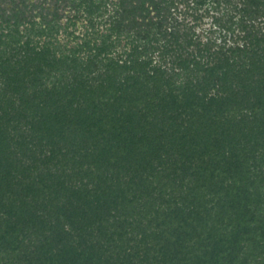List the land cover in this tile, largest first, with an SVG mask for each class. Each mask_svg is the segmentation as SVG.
I'll use <instances>...</instances> for the list:
<instances>
[{
	"label": "trees",
	"instance_id": "obj_1",
	"mask_svg": "<svg viewBox=\"0 0 264 264\" xmlns=\"http://www.w3.org/2000/svg\"><path fill=\"white\" fill-rule=\"evenodd\" d=\"M156 1L0 14V264H264V0L206 40Z\"/></svg>",
	"mask_w": 264,
	"mask_h": 264
},
{
	"label": "rangeland",
	"instance_id": "obj_2",
	"mask_svg": "<svg viewBox=\"0 0 264 264\" xmlns=\"http://www.w3.org/2000/svg\"><path fill=\"white\" fill-rule=\"evenodd\" d=\"M219 1L218 5L209 3V5L201 6L196 5L195 0H157L158 12H151L150 17L156 16V13L159 14L158 19L168 17L164 28L171 27L175 23L173 20H176L180 28H191L192 31L198 32L203 40H206L207 36H218L217 29L221 28L220 26L231 25L228 20L235 6L240 8L242 2L241 0H230L228 4L225 0ZM19 2L21 0H0V14L2 11L9 13L12 7H22ZM114 2L116 0H25L23 11L27 18L35 16L37 23L55 17L60 25L57 36L61 39H64L66 34L64 27H67L68 32L80 38L91 32L98 37L99 34L108 32L106 29L112 28L111 26L117 20L114 16L118 7L113 5ZM237 13L239 14L238 11ZM238 18L239 15L234 20ZM73 22L74 25H72ZM231 27L237 28L235 24ZM211 30L217 32L211 33ZM123 35L121 38H124ZM153 57L157 58V52Z\"/></svg>",
	"mask_w": 264,
	"mask_h": 264
}]
</instances>
